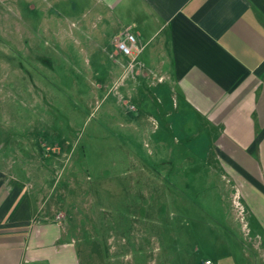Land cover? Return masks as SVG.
Instances as JSON below:
<instances>
[{
	"label": "rangeland",
	"instance_id": "374dc122",
	"mask_svg": "<svg viewBox=\"0 0 264 264\" xmlns=\"http://www.w3.org/2000/svg\"><path fill=\"white\" fill-rule=\"evenodd\" d=\"M75 2L0 0V159L55 205L79 264H264L194 121L121 70L117 27Z\"/></svg>",
	"mask_w": 264,
	"mask_h": 264
},
{
	"label": "crops",
	"instance_id": "0c3cea01",
	"mask_svg": "<svg viewBox=\"0 0 264 264\" xmlns=\"http://www.w3.org/2000/svg\"><path fill=\"white\" fill-rule=\"evenodd\" d=\"M63 1L22 3L33 13ZM81 1L93 27L96 15L117 27L113 43L126 34L135 38L140 53L122 60L121 70L158 78L156 104L170 100L178 116L194 121L191 138L205 141L230 175L264 258V0ZM12 175L1 160L0 264H79L76 241L55 205Z\"/></svg>",
	"mask_w": 264,
	"mask_h": 264
},
{
	"label": "built area",
	"instance_id": "2783aa9c",
	"mask_svg": "<svg viewBox=\"0 0 264 264\" xmlns=\"http://www.w3.org/2000/svg\"><path fill=\"white\" fill-rule=\"evenodd\" d=\"M117 50L132 60L135 59L140 53V49L136 46L135 38L131 34H126L125 39L118 43ZM205 264L212 263L206 261Z\"/></svg>",
	"mask_w": 264,
	"mask_h": 264
}]
</instances>
